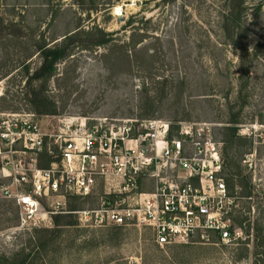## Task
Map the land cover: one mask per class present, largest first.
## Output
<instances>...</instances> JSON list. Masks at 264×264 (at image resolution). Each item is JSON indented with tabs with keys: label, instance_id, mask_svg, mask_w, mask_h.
<instances>
[{
	"label": "rangeland",
	"instance_id": "1",
	"mask_svg": "<svg viewBox=\"0 0 264 264\" xmlns=\"http://www.w3.org/2000/svg\"><path fill=\"white\" fill-rule=\"evenodd\" d=\"M2 112L48 133L84 119H161L172 136L211 125L241 234L159 247L146 227L80 222L97 195L43 200L63 204L19 229L0 193V264H264V0H0Z\"/></svg>",
	"mask_w": 264,
	"mask_h": 264
},
{
	"label": "built area",
	"instance_id": "2",
	"mask_svg": "<svg viewBox=\"0 0 264 264\" xmlns=\"http://www.w3.org/2000/svg\"><path fill=\"white\" fill-rule=\"evenodd\" d=\"M0 193L15 204L19 229L39 226L63 204L48 211L43 200L97 195L96 208L77 212L80 222L146 227L159 247L212 236L231 245L241 234L230 218L236 197L221 144L207 123L181 122L172 136L161 119H84L48 133L33 114L2 112Z\"/></svg>",
	"mask_w": 264,
	"mask_h": 264
},
{
	"label": "trees",
	"instance_id": "3",
	"mask_svg": "<svg viewBox=\"0 0 264 264\" xmlns=\"http://www.w3.org/2000/svg\"><path fill=\"white\" fill-rule=\"evenodd\" d=\"M53 60H54V59H52V60L48 63V66L45 67V69H44L45 71L49 72V71L51 70V66H52ZM18 264H21V263H18Z\"/></svg>",
	"mask_w": 264,
	"mask_h": 264
}]
</instances>
